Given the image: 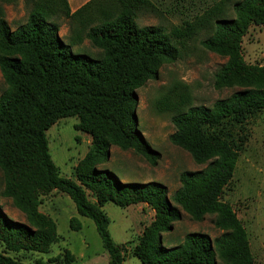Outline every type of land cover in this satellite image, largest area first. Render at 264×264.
Returning a JSON list of instances; mask_svg holds the SVG:
<instances>
[{"label":"trees","instance_id":"1","mask_svg":"<svg viewBox=\"0 0 264 264\" xmlns=\"http://www.w3.org/2000/svg\"><path fill=\"white\" fill-rule=\"evenodd\" d=\"M165 1L91 0L72 12L68 0H23L28 18L15 31L0 9V70L9 87L0 97V169L6 178L0 197L11 201L26 220L12 218L0 203V242L8 252L47 254L58 242L57 224L39 210L40 196L58 191L72 199L81 217L94 222L109 264L124 263L125 246L115 244L110 235V220L102 210L107 204L123 209L145 204L155 212L133 249L142 264H218V258L226 264H255L246 229L222 195L248 143L249 119L264 112V67L247 65L241 48L251 26H264V0L236 2L234 19H219L224 7L217 6L197 18L200 22L184 24L196 34L206 20L217 19L215 36L204 42L206 50L228 59L215 86L243 90L212 108L190 107L173 116L172 143L196 164L208 165L182 174L181 188L173 196L177 206L160 183L123 182L99 168L109 162L114 146L153 166L160 159L138 128L136 91L174 62L177 51L161 27L141 28L135 16L145 10L162 16ZM60 19L102 50L103 58L74 54L60 36ZM66 118H78L76 130L92 138L75 169V181L61 177L46 135ZM182 211L196 222L215 216V227L223 234L213 241L193 233L182 244L165 247L163 233L172 231ZM71 228L78 231L82 225L74 218ZM0 264L25 263L0 253Z\"/></svg>","mask_w":264,"mask_h":264},{"label":"rangeland","instance_id":"2","mask_svg":"<svg viewBox=\"0 0 264 264\" xmlns=\"http://www.w3.org/2000/svg\"><path fill=\"white\" fill-rule=\"evenodd\" d=\"M0 0L3 17L15 31L26 23L28 11L23 0L9 4ZM243 0H166L161 6L162 16L141 11L135 16L139 27H161L172 37L177 51L174 62L165 64L157 78L148 81L137 93V123L146 142L159 154L156 166L133 151L112 147L109 162L100 165L119 175L123 182H157L168 190L174 206L173 196L181 188V176L186 172H198L207 168L198 165L192 156L175 146L171 137L175 133L172 118L177 111L190 107L212 108L217 101L230 98L243 90L240 86L216 88V77L227 65L228 59L209 52L204 42L215 36L217 19L205 21L196 34L188 32L185 23L200 22L208 11L217 6L224 7V15L218 17L234 19V5ZM60 36L72 52L86 55L95 60L103 58V51L92 46L82 35L71 30V23L60 19ZM198 25V23H197ZM179 29L180 34L175 35ZM242 53L249 66L264 67V26H251L242 41ZM9 89L0 70V97ZM78 118L58 121L47 133L52 160L59 168L62 178L76 180L75 169L86 157L91 145V136L76 130ZM248 143L240 155L234 177L222 195V202L230 205L246 229L255 264H264V112L252 116L247 125ZM5 173L0 169V196L5 191ZM89 200L96 201L88 193ZM40 212L52 218L57 224L59 240L47 254L32 252H8L0 242V253L25 264H109L110 256L104 249L94 222L78 214L72 199L61 192L53 191L40 196ZM5 213L26 223L22 213L12 207L9 200L0 197ZM110 220L109 232L119 246H125L123 264H142L133 256V249L144 230L155 218V212L145 204L125 209L113 204L102 208ZM77 219L82 229L71 228V220ZM215 216H207L196 222L182 211V218L172 231L163 233V245L167 248L182 244L187 235L200 233L213 241L221 237L222 231L215 227ZM70 255V256H69ZM69 257H72L69 258ZM72 261V263H70ZM218 264H226L218 258Z\"/></svg>","mask_w":264,"mask_h":264},{"label":"crops","instance_id":"3","mask_svg":"<svg viewBox=\"0 0 264 264\" xmlns=\"http://www.w3.org/2000/svg\"><path fill=\"white\" fill-rule=\"evenodd\" d=\"M68 1L70 3L72 12H76L91 0H68Z\"/></svg>","mask_w":264,"mask_h":264},{"label":"water","instance_id":"4","mask_svg":"<svg viewBox=\"0 0 264 264\" xmlns=\"http://www.w3.org/2000/svg\"><path fill=\"white\" fill-rule=\"evenodd\" d=\"M160 241H162V240H160Z\"/></svg>","mask_w":264,"mask_h":264}]
</instances>
